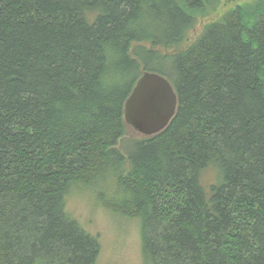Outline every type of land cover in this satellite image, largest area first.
I'll list each match as a JSON object with an SVG mask.
<instances>
[{
	"label": "trees",
	"instance_id": "obj_1",
	"mask_svg": "<svg viewBox=\"0 0 264 264\" xmlns=\"http://www.w3.org/2000/svg\"><path fill=\"white\" fill-rule=\"evenodd\" d=\"M224 3L0 0V264H101L80 194L145 264H264V0ZM144 73L177 97L151 137L124 121Z\"/></svg>",
	"mask_w": 264,
	"mask_h": 264
},
{
	"label": "rangeland",
	"instance_id": "obj_2",
	"mask_svg": "<svg viewBox=\"0 0 264 264\" xmlns=\"http://www.w3.org/2000/svg\"><path fill=\"white\" fill-rule=\"evenodd\" d=\"M225 1L226 4L224 3L225 7L221 14L249 0ZM217 19L218 17H215L212 20ZM209 21L210 19L204 22L198 21L195 30L191 31L194 38L201 33L203 25ZM132 135L138 136L133 132ZM68 209L89 233L98 236L102 247L101 264H145L141 258L137 220H128L104 211L95 205L89 194H80L70 199Z\"/></svg>",
	"mask_w": 264,
	"mask_h": 264
},
{
	"label": "water",
	"instance_id": "obj_3",
	"mask_svg": "<svg viewBox=\"0 0 264 264\" xmlns=\"http://www.w3.org/2000/svg\"><path fill=\"white\" fill-rule=\"evenodd\" d=\"M177 97L163 77L144 73L124 105V121L138 134L151 137L162 132L172 120Z\"/></svg>",
	"mask_w": 264,
	"mask_h": 264
}]
</instances>
